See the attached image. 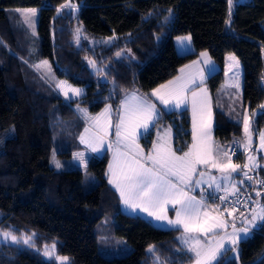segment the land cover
<instances>
[{
    "label": "trees",
    "instance_id": "1",
    "mask_svg": "<svg viewBox=\"0 0 264 264\" xmlns=\"http://www.w3.org/2000/svg\"><path fill=\"white\" fill-rule=\"evenodd\" d=\"M66 2L75 7L62 8ZM19 8L37 9L36 37L20 22ZM263 25L264 0H232L231 5L229 0H0V230L36 234L31 247L0 241V264H58L41 253L54 241L57 254L71 264H189L191 253L182 251L179 230L120 211L105 178L107 152L82 151L86 167L64 161L73 150L81 151L76 136L83 123L73 106L90 113L104 104L116 110L122 94L148 95L200 51L218 67L205 80L213 96L222 81L224 55L232 53L241 66V101L255 135L264 124ZM184 34L191 37L192 49L177 54L173 38ZM42 59L55 77L82 87V94L65 101L37 78L30 66ZM155 105L159 116L140 142L147 147L154 130L167 126L174 151L185 152L190 145L187 111ZM53 129L64 146L56 151L64 163L60 169L49 166ZM212 134L226 142L240 134V125L213 106ZM234 153L233 160L242 163V153L233 148ZM246 171L264 179L261 169ZM242 174L234 175L242 181ZM251 193L250 203L257 197L264 201V191L254 187ZM107 215L113 236L128 245L124 250L113 245L117 252L109 256L97 250L93 233ZM235 249L219 264H264V222Z\"/></svg>",
    "mask_w": 264,
    "mask_h": 264
},
{
    "label": "snow or ice",
    "instance_id": "2",
    "mask_svg": "<svg viewBox=\"0 0 264 264\" xmlns=\"http://www.w3.org/2000/svg\"><path fill=\"white\" fill-rule=\"evenodd\" d=\"M231 3L232 0H229L230 5ZM61 7L74 8L75 6L64 4ZM15 11L24 16L25 23L30 27H34L32 18L35 17L37 9H16ZM79 31L77 29L78 33ZM77 39L79 38L77 37ZM110 39H115V37ZM177 39L183 45L185 41H190L191 37L184 36ZM116 55L119 56L120 53L118 52ZM201 55L206 58L205 63H208L207 53H201ZM230 59L238 65V61H236L234 56L230 57ZM90 63L94 64L93 61H90ZM42 64L46 65L47 61H43ZM36 67L39 68L40 66L37 65ZM186 67L191 68V66ZM180 71L182 73L181 76L176 77L175 80L169 81L167 84L160 85L159 88L152 92V95L165 107L180 108L181 105H186V93L190 90L189 86L195 84L194 75L189 74V78L186 79L183 75L185 69L182 68ZM201 83H203V76H201ZM57 88L64 92L66 98L69 92L73 96H78L81 93L80 89L73 88L64 81H60L57 84ZM201 92L206 93V89H201ZM192 97L193 143L183 155H176V152L169 145H153L154 154L150 153L147 156H143L141 154L142 150H139V145L136 144L137 136L147 133L149 128L154 126V117L158 118L159 113L155 104L149 102L146 97H138L132 94L122 101L121 108L123 112L119 116V121L115 127L117 137L123 136V139H118L117 144L127 142L125 147L128 148L132 155L119 153V156L124 157V161L118 170H112L110 165L112 175L109 178V183L119 192L120 198L126 206L134 211L139 208L141 211L147 212L149 216H154L157 220L166 219V215L161 213H164L167 206L171 205L176 209V219L168 220V224L177 230L183 229V233L178 239L186 246L182 251L191 253L189 260L194 261V264H219V260L223 255L228 251L234 252L236 250L235 245L239 239L247 237L249 227L237 229L233 221L231 224L233 231L228 233L226 229L229 226V222L223 219L222 216L223 212H227L229 216L232 215V212L224 208L220 215H212L203 197L198 200L195 196L189 195L193 191L192 185L199 186L202 183H208L209 187H211L214 184L216 191L223 190L227 194L231 190L232 194H235L239 189L236 183L233 182L232 174L242 172L247 180H252V177L239 164L231 162V156L227 150L216 146L215 153H213L212 147L208 144L210 124L205 122L206 105L200 103L198 106L196 92L192 93ZM260 108L264 109V105H260ZM81 111L85 113L87 119L93 120L99 125L101 117L107 118L111 112V106L105 108L104 112L97 117H88L86 110L82 109ZM139 129H143V133L138 132ZM88 131L89 129L86 128L85 133ZM168 131L170 134V129ZM100 132L104 134L100 135ZM244 132L247 137L244 147L247 149L251 141L248 117L244 118ZM105 135H107L106 128H98L95 142L85 135H81L80 140L81 143L88 145L91 151L99 152L104 145ZM258 135L260 147L264 149V132H258ZM74 159H78L86 167L83 153H76ZM248 159L251 162V168L257 166L254 163V157L249 156ZM52 161L57 168L61 167V163L55 158V152H53ZM149 162L151 163L149 164ZM197 165L210 166L224 173V175L220 181H217L211 175L205 180L206 173L204 171L198 172ZM244 168L251 170L247 164L244 165ZM194 174L198 175L199 179L193 180ZM240 183H243V181H240ZM260 183H264V181H260ZM227 198V195L216 197L221 203H225ZM177 205H179V208H176ZM253 211L255 212V209ZM241 216L244 217V214L241 213ZM258 220L264 222V206L260 208L258 213L252 215L250 220L244 217L242 222L256 226L255 222ZM240 233H243L244 236L241 237ZM35 235L33 233L32 235L18 238L11 232H3L5 239L10 237L13 243L19 244L23 242L30 247L34 245L33 237ZM228 245H231V247H228ZM148 250L149 252H154L155 248L150 246ZM43 254L49 260L58 262V264H71L69 257L57 254V243L55 241L50 246L45 245Z\"/></svg>",
    "mask_w": 264,
    "mask_h": 264
},
{
    "label": "rangeland",
    "instance_id": "3",
    "mask_svg": "<svg viewBox=\"0 0 264 264\" xmlns=\"http://www.w3.org/2000/svg\"><path fill=\"white\" fill-rule=\"evenodd\" d=\"M65 4L73 5V4L69 3V2H66ZM19 9L23 10V9H32V8H19ZM16 14H17L20 22L22 23V25L25 27V29L29 33V35H32L33 37H36L35 27H36L37 13H36L35 17L32 18L34 20V27H30L27 23H25L24 22V16H22L19 12H16ZM263 27H264V25H263ZM187 36H189V35H187ZM225 55H224V57H226V58H225V60L223 59L224 60V65L222 63V67H223V69H222V81L220 82V84L218 85L217 89L213 93V96L210 94L211 95V102H212V106H215L216 108L220 109L221 112L224 111L226 113L228 119H230V120L232 119L233 121L239 123V125H240V134L237 135V136H231L230 139L227 140L226 142H219L218 144L223 149L229 150L230 148L233 147V148H235V152L242 153V156H243L242 163H239V162H236V161L233 160V158L236 155L235 153H234V155H230V156H231V162L233 164H239L244 171L249 170V168H244V165H246V164L249 165V167L251 168V162L248 159L249 156H251V157L255 158L254 159V163L257 165L256 167L251 168V170L252 169L253 170L261 169V171L264 172V149H262L260 147V141H259V135H258V132H264V124L256 132L255 135H253V133H252V131L250 129L251 141H250V143H249V145H248V147L246 149L244 147L245 143L247 142V137L245 136V132H244V118L248 117L249 118V123H250V115L248 114L246 106L241 101V66H240V63L237 60V58L232 53H228V54H225ZM232 56H234L236 58V61H238V65L236 64L235 61L230 59V57H232ZM43 61H47V60L46 59H42V60H40L37 63H33L32 62L30 68H31L32 71H34V73L36 74L37 78H39L46 85H48L51 88L52 91L58 93L62 98H66L64 92L61 91L59 88H57V84L60 81H64V82H66L67 85H71L73 88H78V89H80L82 91V87L73 85V84L69 83L68 81H66L64 79H60V78L55 77L54 74L52 73V70H51L49 62L47 61V64L44 65V64H42ZM37 65H39L40 67L37 68L36 67ZM198 91L199 90H197L196 93ZM76 97H78V96H73L72 93L69 92L67 98L74 99ZM66 101H68V100H66ZM151 103H153V102L151 101ZM153 104H155V103H153ZM106 105H108L107 107L110 106L109 104H106ZM260 105H264V97H263ZM107 107H105V108H107ZM73 108L76 110V112H78V114L82 113V111H81L82 109L86 110V108L84 106H79V105H74ZM103 109L104 108H100L99 109V113L96 114V115H100L102 113ZM156 110H157V106H156ZM154 122H155V120H154ZM85 125H87V124H85ZM114 125H116V124H114ZM85 128H87V127H85ZM163 128H165V131H163ZM168 129L169 128L167 126L166 127H163V126L160 127L159 126V128H156L154 130V132L156 133L155 135H157V133H163V132L165 133L166 131H168ZM52 131H53L52 132V136H53V144L54 145H53V148H52L51 154H50L49 166L53 167L54 169H60V168H62L64 166L63 165L64 163H62L60 161V158L56 155V151L57 150H63L64 146H63V142H62V140L60 138L61 136H59L57 130L53 129ZM143 131H144L143 129H139L138 130V132H140V133H143ZM95 132H97V131H95ZM95 132L92 131V130H89L87 133L82 132V135L85 133V136H87L90 140L95 142V137H96V134H97ZM143 135H138L137 136L136 143L139 145V147L141 146L142 148L147 149V147L150 146V144H151V140H150L149 145L147 147H145L144 144H142V142H140V138ZM167 135L170 138L168 145L174 151V149L172 148V145H171V136H169V133ZM152 137H153V135H152ZM168 137H167V139H168ZM155 138H156V136H155ZM155 138L153 139V142H154ZM76 141H78L77 142L78 144H81V146H82L81 148L83 149V151L93 152L88 147V145H86L84 143H81L80 137L78 138V140L76 139ZM189 147L186 149V151L189 150ZM101 149L104 150V147H102ZM151 149H152V147H151ZM53 152H55L56 160H58L61 163V167L60 168H57L55 166V164L53 163V161H52ZM76 153H82V152L80 150H73L71 152L69 158H64V161H69L74 166L82 167L84 164H81V162L78 159H74V155ZM98 153L100 154L101 151L97 152L95 155H98ZM176 155H183V153L176 152ZM199 171H204L206 173L205 178L208 179V176L211 175V176H214L217 181H219V179H221L222 176L224 175V173H221L219 170H217L215 168H211V167L207 168V169L200 168L198 170V172ZM239 173H242V172H239ZM211 187L213 188L212 189L213 192L207 193L208 195L205 198L206 199L205 203L209 206V210L211 211L212 215H219L218 212L221 209L228 208V206H226L224 203H221V201L219 199H217V200L214 199V195L217 194V192H216L214 184ZM218 192H224V191L221 190V191H218ZM209 194H211V195H209ZM201 197L204 198L205 195L204 194L200 195V198H198V200L201 199ZM250 204H251V210H250V215L248 216V220L251 219L252 215H254V214H256V213H258L260 211V208L262 206H264V201L260 197H257V198H254L252 200V203H250ZM176 208H179V205H177ZM254 209H255V212L253 211ZM125 210H127V209H125ZM136 210L140 211V209H136ZM120 211H122V209H120ZM127 214H129V213H127ZM161 214L166 215L167 219L171 215L174 217L173 220L176 219V209H174L171 205H168L167 208H166V211L164 213H161ZM131 215H138V214L137 213L136 214L131 213ZM138 216H140V215H138ZM145 216L146 217H144V216H141V217L147 219L151 224H153L156 227L167 228L169 226L163 220H157L154 216H149L148 215V218H147L146 214H145ZM258 222H260V221L259 220L256 221L255 224L257 225ZM250 226L251 227H255V226H252V225H250ZM112 227H113V220H112L111 215H107V216L102 217L93 227V233H94L95 238H96L97 250L101 254H103L105 256H109L110 254H112L114 252H117L116 251L117 249L114 248V246L117 247L116 245H121L120 250H124L125 248L128 247V245L125 244V242L122 239L113 236ZM236 228L239 229L240 227L236 225ZM226 231L228 233H231L233 231L232 226H231L230 223H229V226L226 229ZM3 232H5V231H1L0 230V241L1 242L10 243V244H16V243L12 242L10 237L8 239H5L4 236H3ZM182 233H183V230H180L179 234H178V237H181ZM13 235H15V234H13ZM15 236L20 238V237H23V236H26V235L22 234L20 236H18V235H15ZM17 245H26V244L21 242V243H19ZM50 245L51 244H49L48 246H50ZM228 247H231V245H228ZM41 253L42 254L44 253V248L42 249ZM43 256L46 257L44 254H43ZM193 264H194V261H193Z\"/></svg>",
    "mask_w": 264,
    "mask_h": 264
},
{
    "label": "crops",
    "instance_id": "4",
    "mask_svg": "<svg viewBox=\"0 0 264 264\" xmlns=\"http://www.w3.org/2000/svg\"><path fill=\"white\" fill-rule=\"evenodd\" d=\"M184 36H187V35L184 34V35L176 36V37L173 38L174 50H175V52L177 54H183V53L189 52L192 49L190 41H185L183 45H181L178 42V39L177 38L178 37H184ZM201 53H205V51H200L192 60L184 63L181 66H179L177 68V71H176V73H175V75L173 77H171L170 79H168V80L162 82L161 84L153 87L148 92V95H142L140 93H137L134 90H130V91H127L124 94H122V96L120 97V99L118 101L116 110L112 109V107H111V112L108 114L107 118L101 117V120H100L99 125H97V123L95 121L87 119L85 117V113L83 111H82V113H79V114L77 112L78 116L82 120V123H83L82 127L84 126L83 128L81 127L80 131L78 132V134L76 136V139L77 140L82 135V132H85V129H86L85 127H87V129L92 130L94 132L95 131L98 132V128H106V130H107V135L104 136V145H103L104 150L101 149L100 150L101 153L100 154L98 153V156L101 155L103 152H107L108 153V160H107L106 167H105V178H106V182L112 188V190L115 192V194H116V196L118 198L119 207L125 213H129V214H131V213L136 214L137 213L138 215L144 216V217H146L145 216V214H146L147 215V218H148L147 212H143L141 210H140L141 212L139 210H136L137 211L136 212L132 208L126 206L122 202V200L120 198L119 192L115 189V187H113L112 184L109 183V178L112 175V170H118V168L120 166H122V164H123L124 157L119 156V153H128L129 156L132 155V153L129 152L128 148L125 147V143H127V142L121 143L119 145L117 144V140L118 139H123V136H121L120 138L117 137V135H116V127H115L116 125H114V124H117L118 123L119 116L123 112V109L121 108V103H122V101H124L126 99V97H130L132 94H135L138 97H146L149 102L152 101L153 103H157L165 111H181V110H186L188 112V119H189V132H190V145L189 146H191L192 143H193V135H192V133H193L192 98L193 97H192V93L193 92H196L197 90H199L197 92V102H198V106L200 105V103H204L206 105V108H205V113H206L205 122L210 124V138L208 140V144H209V146L212 147L213 153H215L216 146H220L218 144L219 141H217L216 139H214L213 134H212V132H213V106H212V102H211V95L209 93L208 88L205 85L206 77L209 74H211L214 71H216L218 67L211 60V58L209 57L208 54H207V60L209 62L208 63H205V59L206 58L203 57L201 55ZM225 58L226 57H224L223 59L225 60ZM224 60H223V65H224ZM194 62H197V63H194ZM186 66H191V68H188ZM182 68L185 69V73L183 75L185 76L186 79L189 78V74L195 76V84L190 85L189 86L190 90L186 93V95H187V103H186V105H181L180 108H174L172 106L165 107V105L161 104L160 101L155 96L152 95V92H153V90L159 88L160 85L167 84L169 81H173V80L176 79V77L181 76L182 73H181L180 69H182ZM222 69H223V67H222ZM201 76H203V83H201ZM201 89H206V93H202L201 92ZM82 92H83V89H82L80 95L82 94ZM56 94L59 95L58 93H56ZM80 95H78V96H80ZM62 99L63 100H65V99L66 100H71L72 98H62ZM107 106L108 105L104 104L101 108H104L105 109V107H107ZM104 109H103L102 112H104ZM98 113H99V110L97 112H95V113H90V112L87 111V116L88 117H97V116H100V115H96ZM154 120H155V117H154ZM85 124H87V125H85ZM109 124H110V126H109ZM163 127H166V126H163ZM163 131H165V128H163ZM97 132H95V133H97ZM168 133L169 132L166 131L165 133L164 132L163 133H157V135H155L156 133L154 132L153 133V137L151 138V144H150V146H148L147 149H144L141 146H140L141 148L139 147V150H142L141 154L143 156H147L150 153H153L154 154L153 145H168L169 139H170L168 137V135H167ZM103 134H104L103 132H100V135H103ZM83 135H85V133ZM155 136H156V138H155ZM169 136H171V133L169 134ZM167 137H168V139H167ZM154 138H155V140L153 142V139ZM79 145H80V147H82L81 144H79ZM109 145H111V147H109ZM151 147H152L153 150L151 149ZM232 149H233V147L230 148L227 151L230 152V150H232ZM224 150H226V149H224ZM82 151H83V149L81 148V152ZM83 152H86L87 153V151H83ZM185 152H187V151H185ZM88 153H91V154H94L95 155L97 152H88ZM229 155H231V154L229 153ZM150 163L151 162H149V164ZM110 165L112 166V170H110ZM200 168L207 169V168H210V166L197 165V170H199ZM234 174L235 173L232 174L233 182H235V183L237 182L239 184L240 183V179L239 178H236ZM195 179H199V176L194 174L193 175V180H195ZM204 179L207 180V178H205V177H204ZM220 180L221 179H219V181ZM192 188H193V191H191L189 193V195L195 196L196 199L200 198V195H202V194L205 195L207 193L213 192V190H212L213 188L212 187H209V184L208 183H202L199 186H196L195 184H193L192 185ZM216 192H218V191H216ZM230 192H231V190H230ZM125 209H127V210H125ZM137 209H139V208H137ZM223 210L224 209H221L218 212V214L220 215V213H222ZM250 210H251V204H250L249 209L247 210L246 214L244 215V217H247L248 218V216L250 215ZM228 211H229V209H228ZM229 212H231V211H229ZM244 217H242V219L239 220V221H234L235 222V225L239 226L240 228L247 226V227H249V231H250V229L253 228V227H251L250 225H247L246 223H243L242 222L244 220ZM173 218L174 217L171 215L168 219L167 218L166 219H163V221L168 224V220H173ZM222 218L225 219V220H227V221L228 220H231V222H229L230 224H232V222H233L232 215L229 216L227 214V212H223ZM167 228H173V227L171 225H169ZM180 230H183V229L180 228L179 231ZM240 236L243 237L244 234L243 233H240ZM189 264H193V261H191Z\"/></svg>",
    "mask_w": 264,
    "mask_h": 264
},
{
    "label": "built area",
    "instance_id": "5",
    "mask_svg": "<svg viewBox=\"0 0 264 264\" xmlns=\"http://www.w3.org/2000/svg\"><path fill=\"white\" fill-rule=\"evenodd\" d=\"M229 153L231 154L232 150H230ZM248 175L255 180L254 184L252 183L251 180H247L242 174L241 179L243 181V185H245V188L242 191L239 190L235 194H232V192L230 191L227 194L225 192H217V194L214 195V199H216V197L219 196L227 195L228 198L224 204L228 206L229 211L232 212L233 221L241 220L242 219L241 213H243L244 215L246 214L247 210L249 209L250 199L252 197L251 192L254 187L264 191V183H260V181H264V179L261 178L257 172L255 173L248 172ZM237 188L239 189V187ZM207 195L208 194H205V197L203 198L205 201ZM233 209L235 210L233 211ZM228 222H231V220H228Z\"/></svg>",
    "mask_w": 264,
    "mask_h": 264
}]
</instances>
